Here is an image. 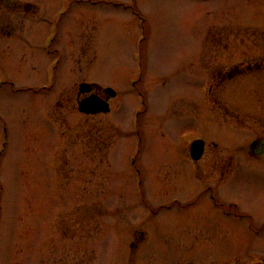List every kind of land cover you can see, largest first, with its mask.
Segmentation results:
<instances>
[{
    "label": "rangeland",
    "instance_id": "374dc122",
    "mask_svg": "<svg viewBox=\"0 0 264 264\" xmlns=\"http://www.w3.org/2000/svg\"><path fill=\"white\" fill-rule=\"evenodd\" d=\"M17 1L36 10L0 11L15 31L0 36V81H8L0 85V194L8 213L0 264H263L264 233L248 229L249 220L264 221L262 164L238 157L224 184L207 172L210 157L199 169L184 148L197 137L227 156L242 142L229 124V98L220 94L226 100L210 109L200 48L219 19L236 21L229 10L237 4L254 6L264 23V0ZM82 81L118 91L111 115L76 110ZM88 128L108 135L103 161L99 151L85 154L80 137ZM52 135L68 161L54 191L32 157ZM211 185H222L215 195L235 204L237 216L225 215L210 193L187 205ZM46 215L58 218V231L40 252L31 241Z\"/></svg>",
    "mask_w": 264,
    "mask_h": 264
},
{
    "label": "flooded vegetation",
    "instance_id": "af4514ba",
    "mask_svg": "<svg viewBox=\"0 0 264 264\" xmlns=\"http://www.w3.org/2000/svg\"><path fill=\"white\" fill-rule=\"evenodd\" d=\"M10 1L21 4L25 6V8L23 7L20 11H16L13 9L14 6L9 8L4 6L1 8V5L0 10H5L10 13L25 14V16L29 13L35 14L36 7L34 5L17 0ZM237 6L238 7H233L232 9L230 7L229 10L230 13L238 16L233 18L236 21L224 22L227 18L222 17V20L219 19L218 22L209 28L211 29L209 33L206 32L201 43L199 60L202 68L210 74L206 84L207 93L210 95L209 98H212V107H210V109L212 111L217 110L214 104L221 105L220 94H225V98H229V100L221 98L223 99L222 101H228V107L230 108L229 124L243 133V140L236 144L235 148L231 151L232 153L227 156L222 155L223 150L219 149V145L215 142H207L197 137L192 138L189 143L185 144L184 148L186 158L199 169L204 170L203 167L198 165L199 162L203 161L205 157H210L212 161V171L210 170L207 172L217 174L218 182L221 180L224 184L230 172L234 169L235 159L238 157L257 161L262 164L260 167L264 172V23L255 21L254 17L257 15V11L254 6L241 4H237ZM29 9H33L34 11L28 12ZM237 9H239V11H237ZM134 12L136 13L135 10ZM226 13L228 14V12ZM222 14H225L224 11H222ZM14 32L11 24L8 22L4 24L0 22V36L11 38ZM235 51H239L240 53L236 55ZM83 82L90 83L88 81H82L80 83ZM80 83L78 84L74 98L76 106L83 98L90 95H97L107 107L106 111H102L97 115H111L119 96L118 91L111 87L95 83L90 92L79 93ZM43 88L46 87L44 86ZM242 95L244 96L243 100L241 99ZM237 96L239 99L236 100ZM58 104L61 108H65L66 106L69 108V102L64 104L62 100H58L56 102L57 107ZM207 107L209 108V101H207ZM141 113V110H136L134 119L138 118ZM54 127L57 130L55 123ZM52 136L53 137H50V141L47 143V149L38 152L32 157L36 158L34 163L37 175L40 174L43 185L47 186L48 190L54 191L55 187H58L60 182V169H67L68 161L63 152L60 151V144H63V142H61L62 139L54 135ZM80 138L83 145L88 148V150L85 151L88 159L91 158L92 152L97 153L98 151L101 161H103L102 159H104V157L107 158V156H105L106 153H104L108 145L107 133H102V130H100L99 134H96L88 128ZM200 140L204 141V147L201 157L195 160L193 159L191 151ZM94 147H96V150H94ZM2 153L3 152H0V158ZM26 157L30 158L31 156L29 154L20 157L21 167ZM129 159L137 170L136 156H132ZM2 177L3 175L0 172L1 193L4 190ZM139 184H141V182ZM220 187L217 185L207 186L187 205L191 206L199 203L206 193H210L214 205L225 215L229 217L232 215L237 216L238 212L235 204L226 205L215 195ZM3 196L1 197L0 194V221L2 220V222L8 214L5 209ZM52 200L53 199H51V201ZM46 217L49 218L46 219ZM46 217H44L45 222H42L39 226L40 232H36V235L31 241L33 249L38 250L37 248L40 246V252L46 245H54L56 237L54 233L58 231V218L56 220L53 216L49 221L50 215H46ZM248 229L250 232L260 235L264 233V221H262L260 227H254L251 220H249ZM139 234L140 236L143 235L141 232Z\"/></svg>",
    "mask_w": 264,
    "mask_h": 264
},
{
    "label": "water",
    "instance_id": "95a60500",
    "mask_svg": "<svg viewBox=\"0 0 264 264\" xmlns=\"http://www.w3.org/2000/svg\"><path fill=\"white\" fill-rule=\"evenodd\" d=\"M92 88L91 84L87 83H82L79 86V92L80 93H85V92H90ZM79 111L87 114H96L102 111H106L107 107L105 103L100 99L99 96L97 95H92L89 96L79 102L78 105ZM204 143L202 141L198 142L193 148H192V156L193 159H199L202 154Z\"/></svg>",
    "mask_w": 264,
    "mask_h": 264
},
{
    "label": "trees",
    "instance_id": "16d2710c",
    "mask_svg": "<svg viewBox=\"0 0 264 264\" xmlns=\"http://www.w3.org/2000/svg\"><path fill=\"white\" fill-rule=\"evenodd\" d=\"M2 5L1 8H3L4 6L6 7H11V6H14V10L16 11H20L21 9H23V7L25 8V6L21 5V4H18V3H14L10 0H0V6Z\"/></svg>",
    "mask_w": 264,
    "mask_h": 264
}]
</instances>
